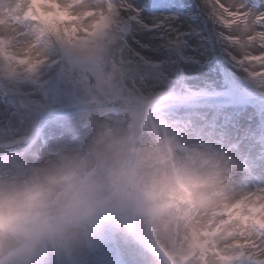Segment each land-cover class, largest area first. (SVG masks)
<instances>
[{
    "label": "rangeland",
    "instance_id": "obj_1",
    "mask_svg": "<svg viewBox=\"0 0 264 264\" xmlns=\"http://www.w3.org/2000/svg\"><path fill=\"white\" fill-rule=\"evenodd\" d=\"M107 1L103 9L112 6L111 19L85 43L67 40L72 28H78L74 40L85 39L87 33L79 29L81 22L57 18L53 7L63 11L73 0H39L33 8L38 19H29L46 29L54 26L66 39L21 25L17 43L34 51L40 62L28 71V65L16 61L35 63V58L10 49L16 57L13 72L0 58V158L30 162L51 149L81 147L92 134L90 119L126 124L131 114L149 107L147 113L185 145L211 144L231 155L239 168L236 189L241 198L264 192V81L242 65L244 53L228 39L213 0ZM23 2L25 11L32 7ZM83 2L85 11H95L100 0ZM92 23L85 25L89 31ZM117 102L143 109L106 106ZM98 103L103 107L55 115ZM37 131L33 141L10 149ZM79 264L174 261L141 232L129 241L110 231Z\"/></svg>",
    "mask_w": 264,
    "mask_h": 264
},
{
    "label": "clouds",
    "instance_id": "obj_2",
    "mask_svg": "<svg viewBox=\"0 0 264 264\" xmlns=\"http://www.w3.org/2000/svg\"><path fill=\"white\" fill-rule=\"evenodd\" d=\"M88 123L81 147L0 158V264H79L110 231L141 232L169 255L241 201L226 151L185 145L147 112Z\"/></svg>",
    "mask_w": 264,
    "mask_h": 264
},
{
    "label": "snow or ice",
    "instance_id": "obj_3",
    "mask_svg": "<svg viewBox=\"0 0 264 264\" xmlns=\"http://www.w3.org/2000/svg\"><path fill=\"white\" fill-rule=\"evenodd\" d=\"M27 2L32 7L25 11L23 0H0V58L7 60L9 70L13 72L17 71L12 66L16 57L10 54V49L35 58V63L32 60L16 61L28 65V71H33L40 62L34 51L17 43L21 25H31L65 38L54 26L49 25L46 29L30 23V18L38 19L33 8L39 0ZM254 3L259 5L258 8L252 7L248 0H213V7L220 22L229 30L228 39L244 53L242 65L254 78L264 81V71H261L264 69V3L259 0ZM53 7H56L57 18L68 17L73 23L81 22L78 27L87 33L86 38H72L78 28H72L67 38L76 44L95 36L106 27L114 13L112 6L107 11H85L83 0L65 4L63 11L56 5ZM88 21L94 22L90 25L91 31L85 27ZM44 23L48 24V21ZM169 255L174 264H264V198L257 194L243 197L235 206L217 213L215 218L194 230L190 239Z\"/></svg>",
    "mask_w": 264,
    "mask_h": 264
},
{
    "label": "bare ground",
    "instance_id": "obj_4",
    "mask_svg": "<svg viewBox=\"0 0 264 264\" xmlns=\"http://www.w3.org/2000/svg\"><path fill=\"white\" fill-rule=\"evenodd\" d=\"M105 2H108L107 0H100L99 4H98V7L95 8V11H100V10H104L103 7H104V4ZM88 11H94L93 8H90ZM233 99V100H232ZM230 101H236V99L234 98H231ZM106 106L108 107V109L111 108V106H115L116 108H124V109H127L128 111H131V112H137V111H141L143 108L140 107L139 105H135V104H131V103H126V102H117V103H113V104H106ZM103 107V104H88V105H82L80 107H77V108H71V109H67L66 111H63V112H58V114H55L56 116L57 115H62V114H68V113H72L73 111H79V112H88V111H92V110H95V109H99ZM145 110L147 108H144ZM144 110V111H145ZM54 115V116H55ZM37 132H35L28 140H26L25 142H22L21 144H16V145H13L10 149L11 150H17L18 148L22 147L21 145H27L28 143H30L31 141H33L36 136H37Z\"/></svg>",
    "mask_w": 264,
    "mask_h": 264
},
{
    "label": "water",
    "instance_id": "obj_5",
    "mask_svg": "<svg viewBox=\"0 0 264 264\" xmlns=\"http://www.w3.org/2000/svg\"><path fill=\"white\" fill-rule=\"evenodd\" d=\"M48 118H49V117H48ZM48 118H47V119H48Z\"/></svg>",
    "mask_w": 264,
    "mask_h": 264
}]
</instances>
